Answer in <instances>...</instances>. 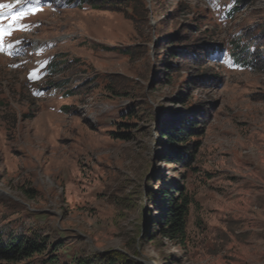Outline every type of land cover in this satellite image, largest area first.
Returning a JSON list of instances; mask_svg holds the SVG:
<instances>
[{"label": "rangeland", "instance_id": "1", "mask_svg": "<svg viewBox=\"0 0 264 264\" xmlns=\"http://www.w3.org/2000/svg\"><path fill=\"white\" fill-rule=\"evenodd\" d=\"M0 4L11 5L0 8L11 32L0 51L4 241L58 243L53 264H264V65L243 67L230 54L236 39L256 36L264 59V0ZM188 34L225 49L170 73L163 40ZM205 73L218 78L202 83ZM193 109L195 135L177 146L190 158L180 164L162 132ZM175 185L190 204L171 238L162 214ZM52 253L13 264H52Z\"/></svg>", "mask_w": 264, "mask_h": 264}, {"label": "trees", "instance_id": "2", "mask_svg": "<svg viewBox=\"0 0 264 264\" xmlns=\"http://www.w3.org/2000/svg\"><path fill=\"white\" fill-rule=\"evenodd\" d=\"M134 0H79L80 4H88L96 9H109L116 8L117 3L120 5H130ZM144 3L145 0H142ZM239 7L238 4L232 7L231 13L234 10H237ZM145 7L142 6L139 9L137 6L133 7V11L143 10ZM144 11V10H143ZM139 14V13H138ZM132 18V17H131ZM189 32L193 33V29L190 28ZM243 38V37H242ZM242 43L240 39H236L232 43V51H230L233 61L236 64H239L243 67H252V66H262L264 65V59H262V54L258 49V37L248 36ZM264 39V35H263ZM190 34L182 36H167L163 40V45L165 48L164 55V68L167 69L170 73L178 70V63L180 60L186 63H190L193 66H201L204 61L209 60L212 57L219 55L224 50V45L218 42H191ZM110 49V47H106ZM124 53L131 54L130 50L124 49ZM205 76V77H204ZM206 78L217 79L218 76L211 74L210 76L206 73L201 75V82L203 83ZM68 94V93H67ZM66 108V107H65ZM134 106L128 108V113L126 117L134 118L135 110L133 111ZM138 108V107H136ZM135 109V108H134ZM200 111L193 109L189 111L183 119H180L179 123L173 124L171 119H168L165 123L164 130L162 135L165 136L166 141L171 145V160L178 162L180 164L188 163L190 158V152L186 150L187 148H177V146L185 140L188 136L195 135L193 129L195 124L198 121L197 116H199ZM34 116V112L30 111L25 114V117ZM126 133H122L119 136L126 137ZM177 193L171 194L169 191L165 194L166 202L164 204L162 222L165 226V235L171 238L179 236L185 227V218L188 213V208L190 204L189 197L181 190L182 188L179 185H175ZM62 247L56 243L53 246L49 247L45 241H38L36 239L17 236L7 241H4L0 235V264H13L17 263L20 260L30 258L35 254H45L46 251L51 253L57 250H61ZM58 259V256L52 253L51 257L45 262L55 263ZM107 263H110L107 261ZM64 264H97L95 260H91L88 257H75L72 262ZM112 264V263H110Z\"/></svg>", "mask_w": 264, "mask_h": 264}, {"label": "snow or ice", "instance_id": "3", "mask_svg": "<svg viewBox=\"0 0 264 264\" xmlns=\"http://www.w3.org/2000/svg\"><path fill=\"white\" fill-rule=\"evenodd\" d=\"M36 2H37V4H39V0H36ZM9 7H11V5L0 4V8H9ZM28 12H31L34 14L35 9H28ZM21 15H23V14H21ZM15 19H16V17L14 16L13 20H15ZM23 27L24 26H21V30ZM10 34H11L10 31L6 32L4 28L0 27V51H3V38L5 37V35H10ZM29 79H33V76L31 74L29 76Z\"/></svg>", "mask_w": 264, "mask_h": 264}]
</instances>
